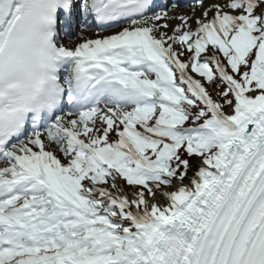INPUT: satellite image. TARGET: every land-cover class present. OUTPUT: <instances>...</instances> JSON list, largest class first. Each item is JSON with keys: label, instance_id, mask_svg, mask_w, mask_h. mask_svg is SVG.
Wrapping results in <instances>:
<instances>
[{"label": "snow or ice", "instance_id": "1", "mask_svg": "<svg viewBox=\"0 0 264 264\" xmlns=\"http://www.w3.org/2000/svg\"><path fill=\"white\" fill-rule=\"evenodd\" d=\"M0 264H264V0H0Z\"/></svg>", "mask_w": 264, "mask_h": 264}, {"label": "bare ground", "instance_id": "2", "mask_svg": "<svg viewBox=\"0 0 264 264\" xmlns=\"http://www.w3.org/2000/svg\"><path fill=\"white\" fill-rule=\"evenodd\" d=\"M94 32H95V31L89 32L88 35H89V36H94ZM106 34H107V33H106Z\"/></svg>", "mask_w": 264, "mask_h": 264}]
</instances>
